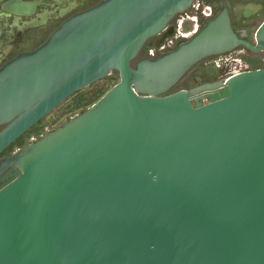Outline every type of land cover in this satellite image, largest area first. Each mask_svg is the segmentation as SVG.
Listing matches in <instances>:
<instances>
[{
	"label": "water",
	"instance_id": "obj_1",
	"mask_svg": "<svg viewBox=\"0 0 264 264\" xmlns=\"http://www.w3.org/2000/svg\"><path fill=\"white\" fill-rule=\"evenodd\" d=\"M191 2L102 0L0 67V152L117 74L87 108L0 160V264H264V66L168 93L201 59L264 51V19L250 44L223 9L131 66ZM19 6L4 8L26 13Z\"/></svg>",
	"mask_w": 264,
	"mask_h": 264
},
{
	"label": "flooded vegetation",
	"instance_id": "obj_2",
	"mask_svg": "<svg viewBox=\"0 0 264 264\" xmlns=\"http://www.w3.org/2000/svg\"><path fill=\"white\" fill-rule=\"evenodd\" d=\"M14 1L26 5V7H18V9L26 13L14 15L4 8ZM101 1L0 0V67L19 54L32 52L44 43L50 33L64 20L92 8ZM223 9L227 13L229 25L235 36L240 40L253 44V33L264 19L263 17L259 21L260 15L264 14V0H192L185 10L173 14L159 33L148 38L139 49L137 55H142L141 59H155L174 50L191 38L208 20L212 19ZM188 24H191L192 27L186 31L185 27ZM250 32H253L251 38L248 37ZM243 50L254 55L262 52H251L244 47L238 46L226 53L201 59L191 66L176 82V84H186L184 88L178 90L188 91L205 85L216 84L226 80L234 73L247 71L246 69L240 70L241 61L243 62V67L247 64L252 66L253 63L251 58L240 54ZM134 64H131V66L133 67ZM236 65L239 66V71L231 69L229 70L231 73L229 72V75H225L228 73L227 69L234 68ZM223 70L225 72L221 76L219 72ZM38 123L39 121L0 152V160H3L6 155H13L20 150L23 146L21 148L15 147L13 150L11 148L28 131L33 130ZM2 127L0 126V129Z\"/></svg>",
	"mask_w": 264,
	"mask_h": 264
},
{
	"label": "rangeland",
	"instance_id": "obj_3",
	"mask_svg": "<svg viewBox=\"0 0 264 264\" xmlns=\"http://www.w3.org/2000/svg\"><path fill=\"white\" fill-rule=\"evenodd\" d=\"M264 17V14L260 15L259 21ZM258 22V21H257ZM192 27L191 24H188L185 27V30L188 31ZM253 31V29H252ZM250 32L248 37L251 38ZM237 54V53H236ZM241 55L251 58L252 66L247 65L243 67V62L240 63V70H252L256 67L261 68L264 66V51L259 53L258 55L251 54L245 50L240 52ZM254 55V56H253ZM142 55H137V57L131 62L134 64L138 59H141ZM238 70L239 66L231 67L227 69L228 73L225 75H229L231 72L229 70ZM232 70V71H233ZM225 70L220 71L221 76L224 75ZM230 72V73H229ZM117 81V74L114 71L109 72L107 76L94 82L89 85L87 88H84L80 91H77L70 95L64 102L59 104L54 110H52L46 117H44L39 123L33 128V130L28 131L21 140L14 146H12L11 150L15 147L21 148L23 144L27 143L30 140H35L38 137L42 136L45 132L50 131L51 129L58 126L60 123L72 118L80 111L87 108L92 102H94L99 96H101L110 86H112ZM186 84H176L168 93L174 92L180 88H184ZM166 93V94H168Z\"/></svg>",
	"mask_w": 264,
	"mask_h": 264
},
{
	"label": "trees",
	"instance_id": "obj_4",
	"mask_svg": "<svg viewBox=\"0 0 264 264\" xmlns=\"http://www.w3.org/2000/svg\"><path fill=\"white\" fill-rule=\"evenodd\" d=\"M257 68H258V67H256L255 69H257ZM99 97H100V96H99ZM99 97H98V98H99ZM98 98H97V99H98ZM97 99H96V100H97ZM96 100H95V101H96ZM92 103H93V102H92ZM92 103H91V104H92Z\"/></svg>",
	"mask_w": 264,
	"mask_h": 264
}]
</instances>
